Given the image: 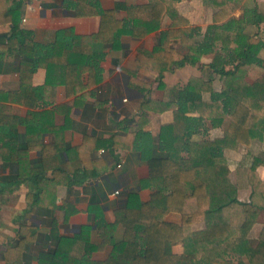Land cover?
<instances>
[{"label":"crops","instance_id":"0c3cea01","mask_svg":"<svg viewBox=\"0 0 264 264\" xmlns=\"http://www.w3.org/2000/svg\"><path fill=\"white\" fill-rule=\"evenodd\" d=\"M152 2L161 3L158 11L153 7L154 18L162 11L158 23L145 22L153 10H134L153 6ZM80 3L9 0V10L16 14L24 34L10 38L12 22L0 25V264H15L19 247L22 264H47L45 256L57 249L61 238L73 239L84 233L94 247L88 258L108 260L114 248L102 243L99 225H109L108 237L120 241L124 228L117 224V214L130 196L136 195L143 204L152 200L157 189L150 179V160L168 157L161 132L174 123L181 95L187 107L185 93L191 79L211 82L210 89L202 92L205 102L211 101L212 92L222 91L225 76L213 63L220 60L225 71L239 63L240 55L234 48L241 46L234 43L237 32L259 41L258 55L264 59V0H86L82 15L78 13ZM96 9L112 14V21L118 23L107 24L111 39L107 44L79 41L99 34L102 18ZM149 27L154 29L145 36H135ZM172 29L194 31V40L187 38L185 45L180 37L175 38L171 48L187 56L195 44V62L175 66L174 55L169 59L155 57L163 34ZM58 41L64 45L81 42L88 58L104 54L99 62L97 57L87 61L99 64L102 80L85 90H80L79 84L78 93L69 96L65 69L55 68L51 83H47V70L42 66L45 54L33 50L35 46L52 47ZM21 47L27 57L20 53ZM142 54V60L154 68L138 60ZM25 59L32 61L35 69L31 82L26 79V89L21 80ZM262 73V67L253 64L247 80L254 82ZM254 75L257 77L252 79ZM89 77V73L83 74V85H88ZM187 116L195 119L199 114L190 112ZM222 136L220 129L204 121L194 127L191 141ZM24 151L27 158L21 170L14 158ZM225 155L232 180L245 200L250 193L246 172L254 157H264V142L226 150ZM44 165V176L38 180L29 177ZM258 172L264 180V167ZM42 189L46 191L43 206L55 209H44L33 204L34 198L29 199ZM165 220L181 224L183 218L171 213ZM263 225L261 211L251 238L255 232L258 238ZM203 228L204 223L194 225V230ZM183 251L181 244L173 248L177 255Z\"/></svg>","mask_w":264,"mask_h":264},{"label":"trees","instance_id":"16d2710c","mask_svg":"<svg viewBox=\"0 0 264 264\" xmlns=\"http://www.w3.org/2000/svg\"><path fill=\"white\" fill-rule=\"evenodd\" d=\"M85 1L81 0L78 8L80 15ZM152 4L153 6L134 10H153V15L147 14L149 19L145 22L158 23L162 11L154 18L153 7H157L158 11L161 3ZM9 7V0H0V25L12 22L10 38H15L24 32L19 28L16 14L9 10ZM96 11L102 18L99 34L80 38L79 41L107 44L111 41L107 24L118 23L112 21V14L99 13L97 9ZM261 20H264V16ZM137 23L138 21H135V26ZM152 29L154 28H145L144 34L135 36H145ZM139 30H142V27ZM193 33V30L174 29L164 33L161 45L154 52L155 57L164 55L169 59L174 55L175 66L195 62L192 57V51H197L195 44L191 46L187 56L180 55L171 48L175 38L180 37L185 45L187 38L194 40ZM234 43L241 46L234 47L240 55V61L233 69H222L220 60L213 63V67L225 76L222 91L212 92L211 101L205 102L202 92L206 88L210 89L211 82L191 79L185 93L187 107L182 104L181 95L180 108L175 113L174 123L163 127L162 147L168 151V157L150 160V179L157 189L152 200L143 204L136 195L130 196L126 207L117 214V224L124 228V236L120 241H116L113 236L108 237L111 228L109 225H99L102 243H110L114 248L108 260L94 262L88 258L94 247L84 233L73 239L61 238L57 249L45 256L47 264H264V225L258 238L253 239L250 236L258 223L260 212L264 211V180L258 172L260 167H264V157H254L246 172L250 193L248 198L243 200L240 197L239 185L232 180V170L225 155L226 150L237 151L241 146L264 142V59L258 55L261 43L254 38L237 32ZM60 44L62 41L48 48L34 47V53L45 54L42 56V66L47 70V83H51L49 80L55 68L65 69L64 83L69 96L78 93L76 87L79 84L80 90H85L102 80L99 64L90 65L87 61L97 57L96 62H99L104 58V54L88 58L81 42L74 41L62 44L63 46ZM256 44L259 46L255 49ZM24 49L21 47L20 50L23 57ZM143 56L142 54L138 60L154 68L152 64L142 60ZM253 64L260 65L263 73L254 82H249L247 74ZM34 70L32 61L23 60L21 80L24 89L27 87L26 79L31 82ZM159 70L162 72V69ZM84 73L90 75L87 86L82 83ZM169 89L175 90L173 87ZM190 112H197L199 117H186ZM204 121H208L213 129H220L223 136L213 140L207 138L200 142L191 141L194 127ZM25 158L26 151L14 158L21 170H24ZM45 168L46 165L41 170L29 174V177L38 180L44 176ZM45 192L42 189L29 199L34 198L33 204L44 209H55L56 206L53 205L43 206ZM171 213L181 214L182 223L166 222V217ZM235 219L239 222H234ZM197 223H204V228L194 230ZM179 244L184 247L181 255L173 252V248ZM21 250L22 247H19L16 251L19 260L15 264H22Z\"/></svg>","mask_w":264,"mask_h":264},{"label":"rangeland","instance_id":"374dc122","mask_svg":"<svg viewBox=\"0 0 264 264\" xmlns=\"http://www.w3.org/2000/svg\"><path fill=\"white\" fill-rule=\"evenodd\" d=\"M256 77H257V75H254V76H252L251 78H252V79H255ZM262 220H263V218H262ZM257 233H258V232H255L254 235H252V238L256 239V238H257Z\"/></svg>","mask_w":264,"mask_h":264},{"label":"built area","instance_id":"2783aa9c","mask_svg":"<svg viewBox=\"0 0 264 264\" xmlns=\"http://www.w3.org/2000/svg\"><path fill=\"white\" fill-rule=\"evenodd\" d=\"M116 194H119V192H116Z\"/></svg>","mask_w":264,"mask_h":264}]
</instances>
